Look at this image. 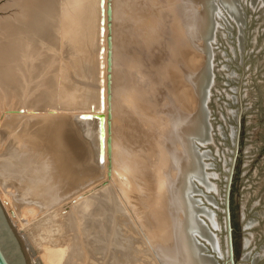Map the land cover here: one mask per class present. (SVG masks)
Returning <instances> with one entry per match:
<instances>
[{"label": "bare ground", "instance_id": "6f19581e", "mask_svg": "<svg viewBox=\"0 0 264 264\" xmlns=\"http://www.w3.org/2000/svg\"><path fill=\"white\" fill-rule=\"evenodd\" d=\"M118 1L120 0H22L19 4L20 13L14 18L9 16L4 17L0 13V200L3 203L1 204L8 210H6V212H9V218L15 222L14 224L17 225L19 229L18 232L20 233L17 235L18 233L12 228L13 225H9L8 220L10 219H6L4 216L5 212H2V209L4 208H2L0 204V245L10 264H29L37 258L34 255L41 257L45 264H140L138 257L142 256L141 253L129 249L128 244L130 240L125 242V238L128 237L124 236L127 234L125 231L126 229L124 230V235L119 234L116 236V227H112L114 218L113 213H110L111 211H109V209L116 206L114 191L112 190L114 185L120 186L124 196L130 203L135 204L139 214H143L147 218L150 217L153 220L149 225H146L148 226L146 227V230L151 232V235L154 236L152 238L154 248L159 259L162 261V264H216L213 259H210L204 253V247L201 246V243L196 239V234L202 236L204 234L216 250L218 249V240L215 236L208 234V232L207 234L205 233V229L198 220L199 217L197 218L198 215L196 216L197 211L192 197H190V193L193 189V177L200 178L202 175L199 159L194 152V141L196 139L206 140V137H208L207 125L209 123L206 120V115L208 117V113L206 114L207 110H205L204 101L207 93L206 69L195 76L190 74L186 75L187 71H182L185 73L184 76L197 86L201 104L198 111L194 114H186L184 111L183 113L180 111V113H177V111H171L169 114V129L166 131L169 133L170 140L173 141L172 144H174L173 146H170L175 149L172 153L173 149L170 150L168 147L169 151L172 153L170 154L171 160L169 159L172 165L169 164L173 167V172L170 174L171 176H169V178H167L168 176L166 175V172L170 171H163L166 177L161 173L166 179L164 183L167 184L168 191L166 192L165 190L166 193H163V195H156L157 197L155 198L157 199L151 196L140 198L138 193L135 192V189L138 188L139 184H137V181L134 182V180H132L133 178L131 180L127 178L129 173H132L133 175V172L128 168L130 165H126L128 167L117 165L118 159L123 158L121 156L124 155L123 151L127 149V152L129 150L130 153L132 146L131 143H133V141H131L133 139L130 138L131 136H128L126 140L128 141V145L123 144V147L119 146L117 134L112 135L111 140L113 142V148L111 152L109 151L106 153V156L109 157L111 161V163H109L112 171L110 178L111 185L91 194H84L82 191H75V189L69 188V177H73L77 171H80L77 170L80 163L76 164L78 158L75 157H77V155L75 153L76 156L72 154L70 157L72 161L75 162V165L72 166V170L68 174L66 145L63 143L66 136L62 137L59 132L60 127L64 124L61 122L58 123V125H51L50 123H47L48 121L46 118L41 119L39 117H45V115L51 111H56L55 114H65V112L69 110L71 112H73V109L74 111H79L78 109L91 105L90 103L88 104V102L86 104L84 101L86 98H91L92 92H90L88 88L94 86L93 77L95 76L96 70L94 66L95 62H92V60L98 58V53L102 50L104 43L106 44V47H109L110 37L111 47L113 49L111 73H113L114 77L109 80V83L113 85L111 91L112 95H116V88L120 83L115 84L117 82H115V73L118 74V72L115 71L117 67V58L120 52L117 50V45L115 46V44H117V25L115 27V22L118 24L116 21L117 12L122 9L120 5V9L117 8L116 5ZM222 1L228 3L227 6L234 7L231 0ZM123 3H125L123 4L125 8H128L126 5L129 4V1L124 0ZM210 3V0H180L178 4L181 7V12L177 11L178 13H176L172 8L173 10L170 11L169 14L173 19L171 27H173L175 31L174 34H176L173 38V40L175 39L177 41L174 44V47L176 48V50L174 48L175 53L180 49L187 48L189 45L194 48L199 47L205 52L206 36H208L213 29V13ZM135 5H137V3ZM169 6L171 8V3ZM136 7L137 6H135V8ZM139 9H142V7ZM133 10L130 11L132 12ZM58 11L61 18H63L62 21H64V26L62 25L63 30L60 29L61 31H58L60 32L58 34L47 33L54 41L55 47L58 48L57 51L53 52L52 46L46 42L47 36L44 39V44H42L43 42L40 44L36 42L34 43L33 39H35V37L32 36V32L34 33V36H44L47 31L46 28L52 23L50 21L52 15ZM139 11L141 10H138L137 12ZM137 12L135 11L136 14H138ZM123 13L124 12L119 14ZM135 13H133V15ZM140 13L143 15L145 12L143 13L141 11ZM125 15L126 14L122 16ZM142 15L139 14L138 19L135 20L146 23V26L148 25V27L152 24L154 27L152 26L151 29H149V32H153L161 22H164L158 17L161 20H158L157 18L158 21L154 24L155 20L152 18L155 14L152 15V17L149 16V19L147 18L143 21L145 17L143 18ZM146 15L144 14V16ZM165 15L166 14H164V16ZM120 17L118 15V18ZM123 27L120 30H123ZM158 28L159 27H157V29ZM140 31L143 33L144 29L142 28ZM118 32L120 33V31ZM139 35L141 34L139 33ZM152 35L149 33L147 38L151 39ZM130 37L133 38L134 36ZM100 38H103L104 40L102 41V46L99 43L93 45L96 41L100 40ZM125 38L128 37L125 36ZM118 41L120 42V40H117V42ZM139 41L141 42V40ZM133 44L136 45V43ZM156 46L157 45H155V47ZM131 47L133 48L132 45ZM32 48H35L36 50ZM164 48L165 47L162 49ZM71 53L82 54V58H76L70 55ZM144 55H142V57L147 56ZM80 59H83L82 63L77 67L76 63ZM197 62L198 59H193L194 64H197ZM106 63H108V61ZM71 68L73 71L70 70ZM133 69L135 71V67ZM31 71L35 73V77L31 76ZM65 72H70L73 75H71L72 77H69L70 84L77 83L81 88H79L77 84L72 86L70 84H65L66 88H64L63 81L65 76L63 75ZM123 73L124 72L120 74ZM138 73H140V71ZM161 74L160 77L162 80H159L160 82H163L170 72H164ZM90 77L93 79L90 80ZM125 77H127V75ZM33 78H37V81H39L38 78H41L37 83V86L31 85ZM153 80L151 79L150 81ZM36 82L33 81V84ZM142 83L144 84L143 81ZM136 84L140 85L139 83ZM60 85H62L63 88H60ZM38 86L40 88L37 89ZM145 86L146 84H144L143 87ZM122 87L125 88V86ZM94 88L95 87H93L92 90H94ZM127 88L128 87L125 89ZM139 88L141 89L142 87ZM32 89L36 92V94L35 92H32L34 96L31 95ZM65 91H67V95L64 97ZM119 92L122 95L123 91L121 92L119 90ZM144 95L146 96V94ZM187 96H190V94H187L186 98ZM115 97L109 108L111 114L110 117H108V123L113 128H123L121 118L119 117V119L116 116V109H118L116 104L118 102L115 103L117 98ZM190 97H188V99ZM119 100H121V98ZM131 100L133 101V99ZM147 100H149V98ZM123 101L124 106L126 107L128 103L125 104V100ZM150 105L153 106L154 104L152 103ZM156 106L158 109V103ZM122 108H124L123 105ZM61 110L62 112H59ZM121 111L123 110L121 109ZM76 113L78 115L79 112ZM73 114L75 113L73 112ZM77 115L75 114V116ZM108 123L106 127H108ZM56 130L58 132L54 133ZM124 133L126 132L124 131ZM178 144L179 147H181L180 150L179 147H177ZM91 151L94 152L93 150ZM91 151H89L90 154H92ZM127 152L126 155H128ZM85 153L86 155H89V153ZM131 153L129 155H132ZM119 155L121 158H119ZM166 156L164 155V157ZM89 157L90 155L87 158ZM91 157V159L95 160L93 156ZM132 157L135 159V156L132 155ZM130 158L131 157L129 156L127 159ZM83 161L84 163H87V159L86 161L83 159ZM93 163L95 164L96 162L93 161ZM94 164L92 165L90 163L91 166L95 167L96 165ZM82 165L85 167V164ZM140 165L141 164L138 166ZM88 167L89 165L87 163L85 167V169L87 168L86 172L90 170ZM85 169L82 167L81 170L85 171ZM169 169L170 168L167 170ZM160 171H158V173ZM89 172L91 174V170ZM92 175L94 174L92 173ZM155 175L153 177H155ZM154 179L156 180V178ZM165 184L164 187L161 186L160 188H165ZM67 193L73 194L69 195ZM156 193H158V191ZM73 197L78 200L74 202L72 199ZM153 198L155 199L154 201ZM100 202L101 204L104 202L102 206V208L104 207V210L98 208ZM168 202L170 204H168ZM168 205L170 208H167ZM97 208L98 212L95 211V213H93V210ZM154 208L156 210H154ZM65 210H67V212H64ZM151 210L154 212L150 213ZM39 212L47 214V216L44 214L45 220L43 219V216H41L43 218L39 216L46 224L42 222V225L40 220L42 226L39 223H37L36 226H33L32 221L37 219L36 216ZM169 212L172 217L166 219L165 213H168L169 215ZM37 221H39V218ZM166 222L167 226L165 224ZM34 223H36V221ZM203 225L205 224L203 223ZM103 229H105V231ZM40 232L46 233L44 234L46 236L43 235L45 237V243L43 242V239L39 238V236H41ZM119 236H122L123 242L119 241ZM20 239L22 241L25 239V242L23 241V245L25 243L24 249H27L25 250V253L22 251ZM34 257L35 259L33 260Z\"/></svg>", "mask_w": 264, "mask_h": 264}, {"label": "rangeland", "instance_id": "374dc122", "mask_svg": "<svg viewBox=\"0 0 264 264\" xmlns=\"http://www.w3.org/2000/svg\"><path fill=\"white\" fill-rule=\"evenodd\" d=\"M21 1L22 0H0L1 15L4 17L9 16L13 18L16 15H19V4ZM123 1L124 0L118 1L116 5L117 8H119L120 5L122 9L119 8L120 10L117 12L116 21L118 22V24H116L115 22V27L117 25V44H115V46L117 45V50L121 55H123L121 56L119 54L116 62L117 67L115 72H118V74L115 73V82L117 81L115 84L120 83L116 88L115 96L117 98L112 95L111 91L113 85L109 83V80L112 79L114 75L113 73L109 72L110 66L108 63H106L109 58V53L113 49L112 47H110V45L109 47H106L105 43L102 46V41L104 40L103 38H100V40L96 41L93 44H101L102 50L98 53V58L92 60V62H95L96 64H94L96 70L95 76L93 77L94 79L92 77L89 78L90 80H94V86H90V88H88L90 92H92V95L91 98H86V100L84 101L86 102V104L88 102V104L90 103L91 105L84 106L83 108L78 109L79 111H74L73 109L72 111L76 115V112H79L77 116H75V114H73V112H71L70 110L65 112V114L60 113L61 115L58 113L55 114L56 111H51L49 112L50 114L47 113L45 117L39 116L41 119L46 118L48 121L47 123H50L51 125H58V123L63 122L64 125L60 127L59 132L61 133L60 135L62 137L66 136L63 140V143H65L66 145L68 174L72 170V166L75 165V162L72 161L70 156L74 153L77 155V157H75L78 158L76 164L80 163L77 170L80 171H77V173L73 177H69V188L75 189V191H82V193L84 194H91L111 185L110 178L112 171L111 165H109L111 161L110 158L106 156V153H108L109 151L111 152L113 148V142L111 138L113 134H117L119 146L121 147L124 146L123 144L128 145V141H126L128 136H131L130 138L133 139L131 140L133 141V143H131L132 146L130 153L132 152L131 154L135 156V159L134 157H132V155H129V150L127 152L126 149L125 151H123L124 155H121L123 158H121V156L119 155V158L121 159H118L117 165H130L129 167H126H128L133 172V175L132 173H129V176L127 178H129L130 180L133 178L132 180H134V182L137 181V184H139L138 188L135 189V192L138 193L139 197L144 198L151 196L155 198L159 195H163V193H166L168 191V188L167 184L164 183L166 180L165 177L167 175V178H169V176H171L170 174L173 172V167L171 166L172 164L170 161V154L175 151V149L171 147L174 145L172 144L173 141L170 140L168 135L169 133H167L166 131L169 129V114L171 111H177V113H183L184 111V113L186 112V114H194L198 111V108L201 104L197 86L195 85V83L188 80L187 77L184 76L185 73H183L182 71H187L186 75L190 74L195 76L202 73L204 69H206L207 93L204 101L205 110H207L206 114L208 113V117L206 115V120L209 123L207 125L209 129L207 128L208 137H206V140L196 139L194 141V152L199 159L202 175L200 178L193 177V189L190 193V197H192L194 206L197 211L196 216L198 215L197 218L199 217L198 220L205 229V233L207 234L208 232V234L215 236L218 240V249L216 250L213 248L212 244L209 242L207 237L204 236V234V237L200 234H196V239L199 243H201V246L204 247V253L210 259H213L214 263L231 264L229 261V234L227 228L229 217L228 214H230L232 234L234 238V253H236L234 264H264L263 0H231L234 6L233 8L227 6L228 3L223 2L222 0H210V6L213 13V29L211 30L210 34L206 36L205 52H203L199 47L194 48L189 45L187 48L180 49L177 53H175L176 48L174 47V44L177 41L175 39L173 40L174 35L176 34H174L175 31L173 27H171L173 19L169 13L173 9V11H175L176 13H178L177 11L181 12V7L178 4L180 0H137V2L136 0H127L130 4L126 5V7L128 8H125V6L123 5L125 3H123ZM135 2L137 3V5H135ZM170 3L172 5L171 8L169 6ZM175 5L178 7H176ZM133 6L134 8L135 6H137L138 8L136 7L135 10ZM140 7H142V9H139ZM133 9L136 12L138 10H141L143 13L145 12V15H148H142V13H140L141 11L137 12L138 14H136ZM130 10L133 11L131 12ZM125 11L128 13H126ZM122 12L124 13L119 14ZM133 13H135V16L133 15ZM124 14H126V17L122 16ZM139 14H141L143 18L145 17L143 21H145L147 18L149 19V16L152 17V15L155 14L152 18L155 20L154 24L157 23L160 18L162 19L160 20L164 21L165 23L161 22L160 25L157 26L159 27L158 29L156 27V30L153 28L155 31L152 29L153 32H149V29H151L153 25L150 23L151 25L149 24V28L148 25L146 26V23L140 22L139 20L136 21L135 19H138ZM164 14L166 15L164 16ZM118 15L119 17H121L118 18ZM62 19L63 18H61L59 11L55 12L50 20L52 23H50V26L48 28H46L47 31L44 36H34V33L32 32V36L35 37V39H33L34 43L36 42L40 44L41 42H43L42 44H44V39L47 36V44L52 46L53 52L57 51L58 48L55 47L54 41L49 37L47 33H60L58 31L63 30L64 26V21H62ZM122 27L123 30H120L122 29ZM142 28L144 29L143 33L140 31ZM118 31H120V33ZM123 33L128 38H125ZM139 33L141 35H139ZM149 33L151 35L153 33L151 39L147 38V35ZM134 34H137L138 36H135ZM130 36L134 37L131 38ZM117 40H120V42H117ZM139 40H141L142 43ZM133 43H136V45ZM154 44L157 46L155 47ZM131 45L133 46V48L131 47ZM121 46L123 47V49ZM163 47L165 48L162 49ZM32 49L36 50L35 48ZM70 55L76 58H82V54L71 53ZM142 55L147 56L142 57ZM193 59H198L197 64L193 63ZM82 60L83 59L77 61V67L81 65ZM169 61L172 63H170ZM134 67L135 71L133 69ZM70 70L73 71L72 68ZM138 70L140 71V73H138ZM122 72L124 73L120 74ZM164 72H170V74L166 79L163 80V82L165 81L163 83L162 81L160 82V80H162L160 76L162 75L161 73ZM30 74L31 76L35 77V73H33V71H31ZM71 75L72 74L70 72L64 73V88H66L65 84L68 85L71 83L69 82V77L73 76ZM126 75L128 78L125 77ZM151 79L154 80L150 81ZM35 80L37 81V78H33L31 83L32 86H37V83L41 80V78H38L39 81L37 82ZM33 81L36 83L33 84ZM142 81L144 82V84H146L147 87H143L144 84L142 83ZM123 83H126L127 86ZM136 83H139L142 86L137 85ZM161 83H163L164 85ZM76 84L73 83L70 85L72 86ZM63 86L60 85V88H63ZM77 86L81 88L80 85L77 84ZM122 86H125V88L128 87L129 89H125ZM138 86L142 88L140 89ZM93 87H95L94 90H92ZM38 88L40 87L38 86L37 89ZM119 90L121 92L123 91L122 95L120 94ZM129 90H131L132 92ZM135 90L137 93L135 92ZM32 92L34 93L35 90L32 89L31 91V95L34 96ZM144 94H146V96ZM187 94H190L191 97L187 96L186 98ZM66 95L67 91H65L64 97ZM133 96L135 97V99ZM114 97L116 98V100H119L120 98L122 100H115V103L118 102V105L116 104V107L118 109L120 108L121 103V108L119 110L116 109V116L117 118H121L123 128H113L108 123V117H110L111 114L109 108L112 101H114ZM188 97L190 98L188 99ZM148 98L149 100H147ZM131 99H133V101ZM123 100H125V104L128 103L126 107L124 106ZM149 101L152 102L150 103ZM152 103L154 104V107L150 105ZM157 103L159 105L158 109L156 106ZM122 105L124 108H122ZM121 109L123 111H121ZM156 110L158 111V113ZM59 112H62V110ZM107 123L108 127H106ZM124 131L126 133H124ZM57 132V130L56 132L54 131V133ZM168 147L170 150L173 149L172 153L171 151H169ZM177 147H179V144L177 145ZM180 149L181 147H179V150ZM91 150H93L94 152H92ZM89 151H91L92 154H90ZM85 152L89 153L90 157L93 156L95 160L91 159L92 157L87 158L89 155H86ZM126 152L128 153V155H126ZM133 152H135L136 155ZM164 155L166 157H164ZM124 156H126L127 158H129L130 156L131 158L127 159ZM140 158L145 161H142ZM83 159L85 161L87 159L86 162L89 165L88 169L91 170V174L89 172L90 170L86 172L87 168L85 169V167L87 163H84ZM93 161H95L96 163L94 164ZM134 162L136 163V165ZM90 163L96 166H91ZM82 164H85V167ZM139 164L141 165L138 166ZM82 167L83 169H85V171L81 170ZM166 167L167 169H170L167 170ZM158 171L160 172L158 173ZM163 171L170 172H166L165 175ZM92 173L94 175H92ZM161 173H163V176L165 177H163ZM158 174H161L160 177ZM154 175L155 177H153ZM154 178H156V180ZM163 183L165 184L166 189L163 188ZM161 186L163 187L160 188ZM112 190L114 191L116 206L110 208L109 211H111L110 213H113L114 223L112 224V227H116V236L119 234L124 235L123 233H125L124 230L126 229L125 231L127 234H125L124 236L128 237L125 238V242L130 240L128 244L129 249L134 252L141 253L142 256L138 257L140 264H162V261L159 259V256L156 254L154 248L152 239L154 236L151 235V232H148L146 230V227H148L146 225H149L153 220L150 217L147 218L145 215H141L137 212L135 204L129 202V200L124 196L120 186L114 185V187H112ZM157 191L158 193L160 191V193H156ZM67 194L71 195L73 193ZM154 198L153 201L157 199ZM72 199L74 200V202L78 200L75 197H73ZM1 203L2 201L0 200V204ZM103 203L104 202H102L101 204L100 202V205L98 207L100 210L104 208H102ZM2 204L1 206L2 208H4L2 209V212H5L4 216L8 220L10 219L8 214L9 212H6L7 209ZM168 204L170 203L168 202ZM168 206L167 208H170V206ZM98 208L94 209L93 213H95V211L98 212ZM154 210L156 209L154 208ZM64 212H67V210H65ZM153 212V210L150 211V213ZM44 214V212L38 213L36 217L37 219L39 218V221H37V219H31L34 222L36 221V223L32 221L33 226H36L37 223L41 225V223L45 220V216H47V214H45V216ZM165 214L166 219L172 217L170 212L169 215L168 213ZM39 216H43L44 218H41H43L44 220ZM8 223L10 226L13 225L12 228L16 233H18L17 235H19V229L17 225L14 224L15 222L10 219L8 220ZM203 223L205 225H203ZM165 224L167 226V222ZM103 230L105 231V229ZM40 233L41 236H39V238L43 239V242L45 243L44 236L46 235L44 234L46 233ZM119 237V241L123 242L122 236ZM23 241L25 242V239ZM23 241L20 239V245H22V251L25 253V250L27 249H24L25 243L23 245ZM34 256L37 257L36 259L38 260H36L34 257L33 260H35L29 264H45L41 257H39L38 255Z\"/></svg>", "mask_w": 264, "mask_h": 264}, {"label": "water", "instance_id": "95a60500", "mask_svg": "<svg viewBox=\"0 0 264 264\" xmlns=\"http://www.w3.org/2000/svg\"><path fill=\"white\" fill-rule=\"evenodd\" d=\"M110 15H111V12H110ZM109 39H110L109 45L111 47V37ZM108 64L110 66V72H111V70H112V66H111V64H112V51H110V53H109ZM228 215H229V217H228L227 228H228V234H229V240H228V252L230 254L229 255L230 256L229 261L231 264H234L236 253H234V238H233V234H232L231 215L230 214H228ZM0 264H10V262H9L8 258L6 257L1 245H0Z\"/></svg>", "mask_w": 264, "mask_h": 264}]
</instances>
